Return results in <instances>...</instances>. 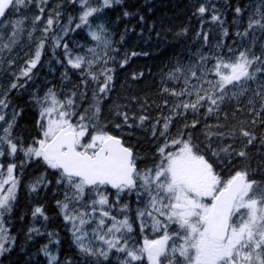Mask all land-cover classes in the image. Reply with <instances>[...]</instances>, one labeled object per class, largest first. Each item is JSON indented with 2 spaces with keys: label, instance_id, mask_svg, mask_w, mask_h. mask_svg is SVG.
Segmentation results:
<instances>
[{
  "label": "snow or ice",
  "instance_id": "6c2138e0",
  "mask_svg": "<svg viewBox=\"0 0 264 264\" xmlns=\"http://www.w3.org/2000/svg\"><path fill=\"white\" fill-rule=\"evenodd\" d=\"M71 3L79 4L82 13L74 28L61 23L59 6L47 9L48 0H0V66L4 53H11L23 36L28 18L20 15L22 11L35 6L33 31L43 21L42 36L34 52L28 54L19 73H13L15 79L10 88L0 92V122H3L0 124V256L11 251L16 242L4 220L18 199L21 180L15 175L16 170L25 164H35L42 172L28 185V191L38 194L55 183L63 196L56 201V207L69 226L72 242L84 264H112L113 259L116 264H144L145 260L147 264H264V184L252 178L250 168L244 164L250 160V150L257 145L259 152L264 153V135L257 136L252 131L257 124L264 127V44L259 55L253 51L257 32L264 35V0L253 6L243 31L237 28L239 49L235 41L226 52L222 44H217L222 49L220 54L214 57L200 54L195 65L176 66L170 73L169 79H182L183 87L180 91L168 88L163 91L180 102L164 118L162 130L153 125V138H163V144L157 145L158 162L143 170L138 167L133 149L101 123L102 104L114 91V70L108 64L115 61L119 49L113 46L106 26L100 23L93 28L89 19L114 5L128 6L124 0H102L97 6H92V0H71ZM234 12L236 17L243 15L239 5ZM12 13L17 18L9 19ZM206 13L211 14L213 23L221 25L222 36L226 38L228 29L223 28L224 20L216 4L195 0L192 16L203 24ZM134 15L133 10L123 12L125 18ZM139 19L143 22L144 17ZM233 24H237L236 19ZM85 26L95 46L88 47L85 54L73 53L68 43L63 42L64 38L69 31ZM200 35L198 32L197 36ZM28 38H33L31 31ZM49 39L53 51L63 47L64 60L58 62H66L70 69L79 71L81 79L63 98L52 88L32 98L38 108L36 135L31 137V143H26L12 135L22 113L13 109L11 118H7L5 110L10 107L7 97L12 90L26 87ZM203 39L207 44V33H203ZM245 41L251 46H245ZM137 55L140 53L125 54L119 66L124 68ZM209 59L215 60L211 68L207 66ZM15 64V60L8 61L10 72ZM94 64L102 65L99 75L92 71ZM99 76L104 77L103 81ZM142 76L143 73H133L132 79ZM89 81L97 85L90 103ZM226 105H231L233 111H225ZM201 109L206 118L216 119L214 124L205 125L203 139L187 131L197 128V120L185 124L174 137L168 135L173 115ZM115 115L118 129L131 128L137 120L142 126L149 120L148 115L130 116L120 106L116 107ZM242 115L252 119H242ZM19 154L23 158L18 164ZM5 158L10 161L6 165L2 162ZM221 165L231 169V174L225 177L218 171ZM48 175L52 176L51 180ZM125 197H134L140 205L135 214L141 232L150 228L159 234L157 238L145 236L138 247L131 242L133 224L128 216L130 205L122 203ZM31 215L33 220L48 219L43 205L35 206ZM27 234L28 239L44 235L36 226L29 227ZM47 235L52 243L54 233ZM40 251L48 258V264L57 262L48 244ZM66 264H71V260Z\"/></svg>",
  "mask_w": 264,
  "mask_h": 264
},
{
  "label": "trees",
  "instance_id": "16d2710c",
  "mask_svg": "<svg viewBox=\"0 0 264 264\" xmlns=\"http://www.w3.org/2000/svg\"><path fill=\"white\" fill-rule=\"evenodd\" d=\"M195 0H124V4L114 5L92 19L95 22L103 23L109 32H111L113 46L119 51L115 54V61L109 62L108 67L114 70L113 86L114 91L110 93V98L102 104L101 123L106 130L112 134L121 137L124 143L131 147L136 154L138 167L143 170L150 168L155 162H158L157 145L163 144V138L157 136L153 138V125L157 130L163 129L164 118L170 115V110L174 104L180 100L163 91L164 88L180 91L183 87V80L169 79L170 73L176 66L187 68L190 64L195 65L200 58V54L206 57H214L221 53L222 49L217 44L223 45V52L227 51L229 46L240 48V41L235 36L237 28L241 31L246 27L247 18L254 11V5L261 3V0H205L207 3H215L222 14L224 20L223 28L228 29V36H222V27L211 21V14L206 13L204 22L192 16V4ZM94 6L102 3L101 0H92ZM135 6L134 8L132 6ZM239 5L243 10L241 17H236L234 9ZM59 6L61 12V23L74 28L78 23V17L81 13L79 4L73 5L71 0H48L47 9L51 10ZM133 10L136 15L125 18L123 12ZM264 11V9H262ZM35 6L22 11L20 15L27 17L23 39L16 48L6 57L0 66V92L10 88L11 82L15 79L13 73L18 74L19 69L15 67L24 66L26 56L24 51L28 48H34L42 36L41 29L43 21L36 25L33 31L32 18L36 15ZM47 11L45 19L47 18ZM15 13L9 16H14ZM143 16V22L139 17ZM233 19L237 24H233ZM32 32V39L28 38V32ZM201 33L198 37L197 33ZM159 33V35H157ZM203 33L208 34V42L205 44ZM51 35V34H50ZM256 44L253 51L259 55L261 45L264 44V35L257 32ZM76 41L88 43L90 39L84 32L83 27L79 30L69 31L63 42L73 47ZM62 42V43H63ZM245 46H251L249 41H245ZM132 52L140 53L129 59V63L121 68L120 61L125 54ZM147 53V55H143ZM63 47L51 48V40L45 43V48L41 56V61L36 69H33V75L26 87L12 90L8 94L10 109H15L22 113L16 120L12 135L26 143H31V137L36 135L35 121L37 119L38 108L32 102L36 95H43L49 88L54 89L60 98L71 90L72 85L80 83L79 71L72 70L65 64H59L63 61ZM15 60L16 64L12 71L8 70V61ZM57 62V63H55ZM51 63L54 65L52 66ZM215 63L214 59H209L207 66L209 68ZM51 65V68L49 67ZM65 69L67 76L65 77ZM102 70V65L96 64L92 71L98 75ZM133 73H143L141 78L132 79ZM104 77L99 76L103 81ZM252 87H256L253 84ZM97 85L89 81L87 89L88 103L91 102V94ZM183 99V98H181ZM167 101V104H165ZM87 106V103L84 105ZM121 110H127L129 115H148L149 120L144 125L136 121V125L129 128L122 126L116 128L118 119L115 115L116 107ZM225 111L231 112V105L225 106ZM10 113V112H9ZM8 114V113H7ZM12 114V111H11ZM11 114L7 118H11ZM241 115V114H237ZM242 119L250 120L251 116L242 115ZM194 120L199 121L196 129L188 128L195 137L203 139V130L206 124H214L215 117H207L204 109L193 113L180 116L173 115L170 123L168 135L175 136L178 130L183 129L185 124H191ZM157 121H160L157 124ZM257 136L264 135V127L257 124L252 128ZM250 160L244 162L250 168L252 178L259 183L264 184V153L259 152V145L250 150ZM22 154L16 157V162L22 159ZM5 165L10 161L5 158L2 161ZM242 165H237L240 167ZM225 177L231 174V169L224 165L218 169ZM42 169L35 164H25L23 168H17L15 175L21 180L18 191V199L11 214L5 216V227L10 229L9 235L16 237L15 245L12 250L0 256V264H48V258L45 257L40 249L48 244V248L54 251L58 258L55 264H66L71 260V264H84V259L79 250L73 244V238L69 226L65 224L56 207V201L62 200L63 196L57 191V186L53 182L51 187L39 190L37 193L28 191V185L40 176ZM51 180L52 176L48 175ZM110 199H114L110 197ZM122 203L130 205L129 216L133 224L132 236L137 244L142 242V234L139 228V222L136 219V209L140 205L134 197H125ZM43 205L45 213L48 216L47 221L42 217L37 220L32 219V209L35 206ZM119 217V213H114ZM23 217V219H21ZM36 226L41 229L44 235H33L28 239L27 230L29 227ZM54 233L51 237L52 243H49L47 233ZM58 240L59 243H55ZM112 264H116L113 259ZM147 264V261H144Z\"/></svg>",
  "mask_w": 264,
  "mask_h": 264
},
{
  "label": "rangeland",
  "instance_id": "374dc122",
  "mask_svg": "<svg viewBox=\"0 0 264 264\" xmlns=\"http://www.w3.org/2000/svg\"><path fill=\"white\" fill-rule=\"evenodd\" d=\"M101 2H102V0H101ZM92 6H94L93 5V3H92ZM15 18H17V15L15 14L14 16H9V19H15ZM90 19V23L92 24V26H93V28H95V26L97 25V24H100V22H95V21H93V19H92V17H90L89 18ZM26 22V21H25ZM25 24L26 23H24V29H25ZM83 29H84V32L86 33V35L88 36V38L90 39V34H89V29H88V27H83ZM6 32H8V31H10V29H6L5 30ZM25 32V31H24ZM23 36H24V33H23ZM23 36L21 37V39H20V42H21V40L23 39ZM111 39H112V36H111ZM18 45V44H17ZM16 45V46H17ZM93 46H95V42H93V41H91V39H90V42H88V43H83V42H78V41H76V44H75V46H74V48L73 47H69L71 50H72V52L73 53H77V54H85L86 53V50H87V48L88 47H93ZM16 48V47H15ZM15 48H13V50L15 49ZM35 48H36V46L34 47V48H28V49H26L25 51H24V53H25V58L27 59L28 58V54L30 53V52H34V50H35ZM12 50V51H13ZM11 51V52H12ZM8 55H10V53H8V52H5L4 53V55H3V57H2V59H3V61H4V59L6 58V57H8ZM64 60V59H63ZM55 63H57V62H55ZM58 64V63H57ZM60 65L62 64V63H59ZM63 64H65V65H67L66 64V62L65 63H63ZM51 65L52 66H54L52 63H51ZM51 65H49V67L51 68ZM96 64H94L93 66H95ZM20 66H18V67H15V69H19L20 70ZM211 78V77H210ZM9 109V110H8ZM8 109H6L5 111H11V109L10 108H8ZM10 114H11V112H10ZM3 122H0V124H2ZM7 187V186H6ZM128 216H129V212H128ZM129 219L131 220V218H130V216H129ZM131 222H132V220H131ZM141 231V230H140ZM141 234H142V241H143V239L145 238V236L147 237V238H149V239H154V238H157V236L159 235L158 233H153L152 231H151V229L150 228H148V229H145L143 232H141ZM130 240H131V242L132 243H134L137 247L140 245V244H137L136 243V241H135V239H134V237L132 236V233L130 234ZM141 244H142V242H141ZM49 252L52 254V255H55L56 253L54 252V251H52L51 249H49Z\"/></svg>",
  "mask_w": 264,
  "mask_h": 264
},
{
  "label": "flooded vegetation",
  "instance_id": "af4514ba",
  "mask_svg": "<svg viewBox=\"0 0 264 264\" xmlns=\"http://www.w3.org/2000/svg\"><path fill=\"white\" fill-rule=\"evenodd\" d=\"M8 110H9V109H8ZM8 110L6 111L7 113H9V111H8ZM11 111H12V109H11ZM11 111H10V112H11Z\"/></svg>",
  "mask_w": 264,
  "mask_h": 264
},
{
  "label": "water",
  "instance_id": "95a60500",
  "mask_svg": "<svg viewBox=\"0 0 264 264\" xmlns=\"http://www.w3.org/2000/svg\"><path fill=\"white\" fill-rule=\"evenodd\" d=\"M119 137V136H118ZM121 138V137H120ZM123 140V139H122ZM124 141V140H123ZM126 145V144H125ZM127 146V145H126ZM134 152V151H133Z\"/></svg>",
  "mask_w": 264,
  "mask_h": 264
}]
</instances>
